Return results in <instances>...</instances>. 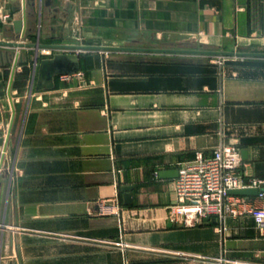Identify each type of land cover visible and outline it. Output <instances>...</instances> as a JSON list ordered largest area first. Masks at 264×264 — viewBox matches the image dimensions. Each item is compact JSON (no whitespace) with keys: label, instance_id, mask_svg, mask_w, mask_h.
Here are the masks:
<instances>
[{"label":"crops","instance_id":"crops-1","mask_svg":"<svg viewBox=\"0 0 264 264\" xmlns=\"http://www.w3.org/2000/svg\"><path fill=\"white\" fill-rule=\"evenodd\" d=\"M20 7L8 0L12 19ZM27 10L26 40L1 22L0 40L264 51V0H35ZM57 52L40 49L37 61ZM36 53L0 47V264H264L249 217L170 223L176 178L158 177L232 145L246 151L245 180L264 179V59L81 52L78 74L36 90ZM123 186H134L131 205ZM114 203L118 215L102 213Z\"/></svg>","mask_w":264,"mask_h":264},{"label":"built area","instance_id":"built-area-1","mask_svg":"<svg viewBox=\"0 0 264 264\" xmlns=\"http://www.w3.org/2000/svg\"><path fill=\"white\" fill-rule=\"evenodd\" d=\"M7 4L8 0H0V22L4 26L10 25L12 19ZM241 165L240 149L232 145H220L208 154L196 153L191 161L181 164L173 183L175 202L167 207L168 221L194 225L205 218L223 223L228 218L246 216L264 235V179L245 180ZM243 188L257 189L254 199L260 204L251 201L252 197L228 194L229 190ZM120 211L121 207L114 203L104 206L102 213L118 215Z\"/></svg>","mask_w":264,"mask_h":264},{"label":"water","instance_id":"water-1","mask_svg":"<svg viewBox=\"0 0 264 264\" xmlns=\"http://www.w3.org/2000/svg\"><path fill=\"white\" fill-rule=\"evenodd\" d=\"M13 1V0H11ZM21 1V19H11L8 26H4L3 32H12L16 35V39L27 38V17L29 16L28 7L35 5V0H20ZM41 5L42 0H39ZM51 0H43V6L50 7ZM41 9V7H40ZM17 11V9H14ZM0 47L9 49H31L35 53L40 49L58 51L50 58H45L37 61L34 59L33 77L37 74L36 90L50 89L53 87L54 80L57 77L75 75L80 72V53L81 52H146V53H159V54H172V55H190V56H205V57H221V58H256L264 59V53H247V52H225V51H211V50H189V49H139L130 47H112V46H93V45H45L40 44L38 41L34 43L18 42V41H2L0 40ZM63 51V52H59ZM68 51V52H64ZM23 55L17 51L13 53V65L10 72V79L8 84V96L10 99L11 107L14 114V106L10 96L11 85L16 67L21 63ZM33 83V81H32ZM246 151H241V159L245 160ZM178 176V170L174 171H160L158 177L161 180L175 179ZM134 186L121 187L123 204H132V190ZM258 191L255 188H243L229 190L228 194L238 197H255ZM210 219L205 218L204 221L208 222Z\"/></svg>","mask_w":264,"mask_h":264},{"label":"rangeland","instance_id":"rangeland-1","mask_svg":"<svg viewBox=\"0 0 264 264\" xmlns=\"http://www.w3.org/2000/svg\"><path fill=\"white\" fill-rule=\"evenodd\" d=\"M78 43L84 44V42L82 40L80 42H78ZM162 48H168V49H170V48L171 49H197L195 47H190V46H183V47L174 46V48H173V46H167V45L163 46ZM197 50H203V49H197ZM235 52H240V51H235ZM256 52L257 53H264V51H259V52L256 51ZM91 53H94V52H91ZM100 54H102V53H100ZM187 57H191L192 58V56H187ZM199 57H201V56H199ZM9 59H10L9 60L10 62L7 64L8 65V70L10 68H12V65H13V57H11ZM202 59H212V60H215V61H220L222 64L227 63V62H233V61L235 62V61H240V60H243V61L247 60V58L246 59H244V58H221V57H204V56L202 57ZM8 70H6V72H5V78H7V76H8V74H7Z\"/></svg>","mask_w":264,"mask_h":264},{"label":"trees","instance_id":"trees-1","mask_svg":"<svg viewBox=\"0 0 264 264\" xmlns=\"http://www.w3.org/2000/svg\"><path fill=\"white\" fill-rule=\"evenodd\" d=\"M21 63H22V62H21ZM26 72H27L26 69H24V70H23V73L21 74V76H22V75L25 76V75L27 74Z\"/></svg>","mask_w":264,"mask_h":264}]
</instances>
